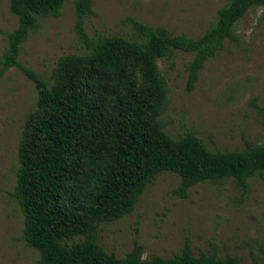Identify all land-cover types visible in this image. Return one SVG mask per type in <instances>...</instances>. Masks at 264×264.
Returning a JSON list of instances; mask_svg holds the SVG:
<instances>
[{
  "label": "trees",
  "instance_id": "trees-1",
  "mask_svg": "<svg viewBox=\"0 0 264 264\" xmlns=\"http://www.w3.org/2000/svg\"><path fill=\"white\" fill-rule=\"evenodd\" d=\"M66 0H9L17 27L0 59V78L19 69L36 90L17 144L12 197L23 215L22 240L38 264H241L236 257L202 254L188 244L169 258H143L135 243L123 257L99 245L101 224L133 212L146 187L161 173L176 174L173 191L185 198L200 183L231 181L246 187L264 176V144L213 151L192 132L173 138L159 118L169 105L168 81L158 60L175 51L193 54L186 89L192 91L207 61L234 39L235 25L264 0H228L200 37L172 35L131 21L135 37L91 38L84 20L92 0H73L74 32L83 51L63 54L43 78L20 63L22 44L46 18H58ZM253 264H260L254 262Z\"/></svg>",
  "mask_w": 264,
  "mask_h": 264
},
{
  "label": "rangeland",
  "instance_id": "rangeland-1",
  "mask_svg": "<svg viewBox=\"0 0 264 264\" xmlns=\"http://www.w3.org/2000/svg\"><path fill=\"white\" fill-rule=\"evenodd\" d=\"M228 0H92L94 15L84 30L98 35L135 37L131 21L163 26L172 35L196 39L215 22ZM9 0H0V59L7 38L17 27ZM73 0L58 18H46L22 44L19 61L49 78L60 56L82 52L75 32ZM234 39L199 72L192 91L186 89L187 65L193 54L175 51L158 60L168 81L169 105L159 120L173 138L192 132L213 151L243 150L264 144V9L250 10L234 27ZM36 90L13 67L0 78V264H38L37 253L22 240L23 215L12 197L17 170V144L25 116L35 108ZM176 174L161 173L146 187L133 212L101 224L98 243L123 257L135 243L143 258H169L185 244L202 254L236 257L241 264H264V176L246 187L225 181L191 187L185 198L173 191Z\"/></svg>",
  "mask_w": 264,
  "mask_h": 264
}]
</instances>
